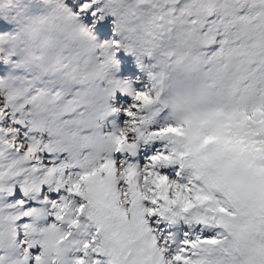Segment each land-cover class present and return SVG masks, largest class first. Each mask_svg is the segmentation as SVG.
Wrapping results in <instances>:
<instances>
[{"label":"snow or ice","instance_id":"snow-or-ice-1","mask_svg":"<svg viewBox=\"0 0 264 264\" xmlns=\"http://www.w3.org/2000/svg\"><path fill=\"white\" fill-rule=\"evenodd\" d=\"M0 264H264V0H0Z\"/></svg>","mask_w":264,"mask_h":264}]
</instances>
